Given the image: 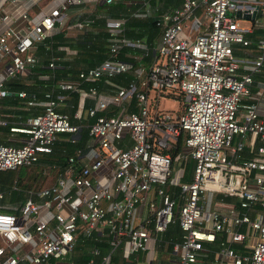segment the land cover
<instances>
[{
	"label": "built area",
	"instance_id": "2783aa9c",
	"mask_svg": "<svg viewBox=\"0 0 264 264\" xmlns=\"http://www.w3.org/2000/svg\"><path fill=\"white\" fill-rule=\"evenodd\" d=\"M16 1L0 0V96L8 92L6 78L23 76L36 65L34 47L57 26L81 30L94 21L81 14L68 18L69 7L122 0H29L15 18L5 6ZM16 19L21 30L10 25ZM240 19L249 25H240ZM155 20L161 32L155 58L148 67L134 66L127 85L105 96L95 85L81 86L131 68L119 57L128 43L123 19L104 22L105 58L56 84L60 90L85 91L93 100L86 107L93 117L87 150H76L89 161L77 165L70 156L53 182L28 191L17 212L0 210V264H78L70 253L79 240L108 245L101 252L92 244L83 264H264V214L255 208L256 203L264 207V121L254 102L238 113L253 74L264 67V0H182ZM254 30V56L238 58L233 45L249 44L245 34ZM54 59L48 60L51 68ZM150 91L155 104L148 101ZM170 94L181 97L179 114L158 109L157 98ZM126 98H134V110L119 104L117 112H105ZM60 99L61 92H45L42 111L27 117L24 127L11 128L26 136L17 145L0 142V170L31 165L52 151L59 133L78 131L57 110ZM182 130L186 150L173 158L167 149ZM245 139L248 157H242ZM188 158L192 168L184 179ZM223 197L235 201L217 205ZM174 221L179 238L170 242L164 233ZM149 241L153 251H145Z\"/></svg>",
	"mask_w": 264,
	"mask_h": 264
},
{
	"label": "crops",
	"instance_id": "0c3cea01",
	"mask_svg": "<svg viewBox=\"0 0 264 264\" xmlns=\"http://www.w3.org/2000/svg\"><path fill=\"white\" fill-rule=\"evenodd\" d=\"M44 1L45 0H39V2ZM181 1L182 0H122L119 3H114L115 5L113 4L114 6L111 11L108 10L107 6H103L101 3L95 5L71 6L66 11V16L68 18L72 19L75 14H81L83 16H94V21L89 26L81 30L67 29L65 25H59L56 27L55 32L47 38L46 42L36 44L33 51L39 56L38 62H40L41 67H44L45 69L48 67L47 63L50 56H55L54 67H50V69L48 68L50 70L49 72L52 73V84L54 86L59 81L75 79L77 75L76 73L80 69H84L95 64L90 65L89 61L92 59L87 57L86 54L82 52L78 53V51H76L75 46L70 42L72 38L75 39L81 33L83 34L87 31H92L94 33L105 29L104 22L106 19H123L124 22L122 24V34L126 37V39H128V43L126 44L127 48L122 51V58L130 62L131 65L133 64L130 70L134 66L139 65L148 67L156 55L155 50L161 33L160 27L156 33L152 32L150 29L148 31L147 28L141 24V21L136 22L133 19V22L131 23L132 27L128 30V37L124 34L125 21L128 17L151 16L155 19L157 15L174 8L175 6L179 5ZM28 3L29 0H19L15 3L8 2L6 3L5 7L10 10V15L16 18L18 17L20 10L24 9ZM49 5H53V3H50ZM48 6L46 8H48ZM36 7L37 6H33V9ZM1 24L2 23H0V28L2 26ZM21 24L22 21L20 19H16L10 23L11 26L19 30L22 29ZM132 29H134V31H131ZM138 34L140 36H136ZM245 35L247 38L251 39V42L246 45L235 43L233 45V50L234 55H236L238 58L248 60L255 54V39L257 38L258 31L254 30L252 32H247ZM3 61L4 59H2V61L0 60V67L3 65ZM240 64L242 65V63ZM242 66L238 70H242ZM45 69L41 72H48V69ZM31 70L32 67L30 66L26 68V74L24 76L25 78L22 77L25 82L32 83L35 78H43L40 75H33ZM113 80L120 82L118 78ZM94 85L101 96L115 92L119 87L123 86L121 85L116 88L115 86L110 85V83L107 81H101L100 79ZM38 89V86H30V91L35 92L38 91ZM34 92L26 93L27 97L19 96V98H14V95H17L16 91L11 93L8 91L6 95H11L7 97L5 95L0 96V142L17 145L23 141L26 133L11 128L24 127L26 125L27 117L42 111L43 106L41 102H43L44 98H35ZM77 94L78 95L74 96L73 93L70 92L61 93V99L57 106V110L66 113L69 116L70 121L78 125L79 128L81 126L87 128L90 116H88L86 113V107L93 104V100L88 95H85V91L81 93L78 92ZM28 100H32L34 103H28ZM251 102L255 103L258 116L264 121V67L261 71L253 74L251 90L247 95L241 97L238 113L243 114L245 105ZM119 104H121V107L127 110L135 109L134 98H131L130 100L126 98L125 100H121L119 103H117L115 106L117 107L116 112L119 109ZM131 104L133 105V108L130 107ZM174 110L175 108L173 109V112H175ZM106 111L107 110H105V112ZM66 136L67 132L59 133L56 140L59 141L60 139L66 138ZM238 140L239 137L235 136L233 142L235 143ZM243 143L244 146L242 148V157H248L250 156L251 152L249 146L247 145V140L245 139ZM85 150H87L86 143L82 147V152ZM56 152L57 151L54 153ZM49 155L50 154L44 156V154H42L41 156L46 157ZM75 161L78 165L89 161V159L86 156H81V154H79ZM59 169L54 164H46L42 161H39L38 159L35 163L28 167L24 173H21L18 184L11 186L10 189L2 191V196L0 197V210L17 212L16 208L24 200L28 191L36 190L43 185L53 182L54 178H52V180L49 182L46 180L48 183L43 184L45 179L44 175L48 173L49 175H52L51 177H53V175L55 177ZM103 171V167L98 169V172L100 173ZM234 201L235 198L232 197V200H225L224 202H226L229 206L231 202ZM260 211L264 214L263 210ZM254 239V235L251 234L250 240L253 241ZM96 242L99 243L100 241H95L93 243L89 240H79L76 247L71 252V257L78 264L84 263L88 256L90 247L92 244H96ZM168 245L167 249L170 247V245ZM153 246V242L149 241L145 251H153ZM162 247L163 246H160V251Z\"/></svg>",
	"mask_w": 264,
	"mask_h": 264
},
{
	"label": "trees",
	"instance_id": "16d2710c",
	"mask_svg": "<svg viewBox=\"0 0 264 264\" xmlns=\"http://www.w3.org/2000/svg\"><path fill=\"white\" fill-rule=\"evenodd\" d=\"M114 5L113 4H103V6H107L108 10L110 11ZM133 19L136 22L141 21V24L144 25L148 31L150 29L152 32H155V33L158 32L159 26L157 25L156 20L153 17L151 16L149 17H128L125 21V27H124V34L126 36L129 37L128 30L131 29L132 27L131 23L133 22ZM131 31H134V29H132ZM108 36H109V33L106 29H102L101 31L94 32V33L92 31H87L86 33H83V34L81 33L75 39L72 38L70 42L75 46V49L76 51H78V53L82 52L86 54L87 57L92 59L91 61H89V64L92 65V64H96L100 62L103 58H105L108 55L109 53V46L107 43ZM136 36H140V35L138 34ZM126 48L127 46L123 45L119 49V57L123 60H126V59L122 58V51L125 50ZM48 68L50 69L49 66L46 69L44 67H41V63L37 62L36 65L32 66L31 72L33 75H37V76L40 75L43 78H35L32 83L30 82L27 83L22 78L25 75L10 76L4 80V85L7 88V90L10 91V93L19 91V90H24L26 93L34 92V91H30V86H36V87L38 86L39 87L38 91L34 92L35 98H39V97L44 98V93L48 91H51L53 95H55L58 91L61 93L70 92V93H73L74 96L78 95L77 94L78 91L60 90L56 87V85L54 86L52 84V73L49 72L50 70ZM44 69L45 70L48 69V72H41ZM131 72L132 71L129 69L128 71L120 72L113 76H109V77L103 76L101 77L100 80L107 81L108 83H110V85L115 86L116 88L121 85L125 86L133 78V75L131 74ZM115 78H118L120 82L114 81L113 79ZM97 82L98 80L94 82H83L81 86L88 87L90 85L96 84ZM10 95H5V96L7 97ZM14 98H19V96L14 95ZM178 98H179L180 107L174 110L177 114H179L182 109L181 97L177 96V99ZM115 106L116 104L110 107V109H107L106 113L110 114V113L116 112L117 107ZM130 107L133 108V105L131 104ZM92 120H93V117H90L89 122H91ZM185 136H186V132L182 130L179 133V135L176 137V139L174 140L170 148L167 149V150H170L171 154L173 155V158H175L178 155V153L185 150L183 147ZM87 137H88L87 128L81 126L80 128H78V131L75 134L67 133L66 138L60 139L59 141L56 140L54 144L52 145V152L48 153L50 154L49 156H46V157L40 156L38 159L39 161H42L43 163L54 164L55 166H57L58 169L59 168L62 169L68 163V158L70 156H73L74 159H77L78 153H76V150L83 147V145L86 143ZM55 151L57 152L54 153ZM178 164L181 165L182 161H179ZM31 165L20 166L14 169H1L0 170V190L5 191L7 189H10L11 186L18 184L21 173H24L26 169L30 167ZM191 168H192V160L188 158L186 161V168H185L186 172L184 175V179L189 178ZM223 198L226 201L232 200V197H223ZM255 206L257 210L264 211V207H261L258 203H256ZM165 236H166V239L170 240V242L175 241L179 238V226H178L177 221H174L167 226V229L165 231ZM96 244L99 245L101 251H107V247H108L107 243L96 242ZM214 247H215V243L212 244L211 248L213 249ZM207 257L211 258L212 254L208 253ZM206 263H208L207 260H206ZM79 264H83V263H79Z\"/></svg>",
	"mask_w": 264,
	"mask_h": 264
},
{
	"label": "rangeland",
	"instance_id": "374dc122",
	"mask_svg": "<svg viewBox=\"0 0 264 264\" xmlns=\"http://www.w3.org/2000/svg\"><path fill=\"white\" fill-rule=\"evenodd\" d=\"M239 24L242 25V26H248L249 25V21L248 19H240L239 20ZM172 92H176L175 90H171ZM155 93L153 91H150L149 92V95H148V101L155 104ZM157 105H158V109L161 110L163 108H166V109H178V107H180V104H179V100L173 96L172 94L168 96H165V97H161V98H157ZM45 155H48V154H44ZM52 175H49L48 173H46L44 175V181H43V184H46L48 183L50 180H52V178H54V175L53 177H51ZM48 180V182L46 181ZM217 205H220V206H228V204L226 202H217ZM71 255V253H70Z\"/></svg>",
	"mask_w": 264,
	"mask_h": 264
},
{
	"label": "water",
	"instance_id": "95a60500",
	"mask_svg": "<svg viewBox=\"0 0 264 264\" xmlns=\"http://www.w3.org/2000/svg\"><path fill=\"white\" fill-rule=\"evenodd\" d=\"M246 16H249V15H246ZM253 16V15H252Z\"/></svg>",
	"mask_w": 264,
	"mask_h": 264
}]
</instances>
